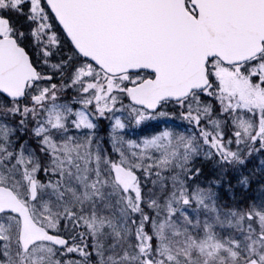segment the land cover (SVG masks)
Masks as SVG:
<instances>
[{
  "label": "snow or ice",
  "instance_id": "snow-or-ice-1",
  "mask_svg": "<svg viewBox=\"0 0 264 264\" xmlns=\"http://www.w3.org/2000/svg\"><path fill=\"white\" fill-rule=\"evenodd\" d=\"M249 13L264 0H0L29 68L0 86V187L50 218L37 256L0 207V264H264V39L170 75Z\"/></svg>",
  "mask_w": 264,
  "mask_h": 264
},
{
  "label": "water",
  "instance_id": "water-1",
  "mask_svg": "<svg viewBox=\"0 0 264 264\" xmlns=\"http://www.w3.org/2000/svg\"><path fill=\"white\" fill-rule=\"evenodd\" d=\"M70 2L71 0H64L65 4ZM77 38L79 39V33ZM259 39H264V21L259 20L255 13H249L244 20L235 22V26L224 33L219 43H207L196 37H188L173 65L171 78L191 83L195 74L197 79H202L204 55L220 51L222 47L229 53L224 58L236 59L239 54L253 46V41L258 44ZM21 54V50L16 48L10 39L0 41V86L12 87L29 72L26 62L21 60ZM123 175L124 170H120L117 179H121ZM6 206H13L21 211V236L25 241L39 239V242H48L45 231L37 228L30 216L25 214L14 193L10 189L0 187V207Z\"/></svg>",
  "mask_w": 264,
  "mask_h": 264
},
{
  "label": "flooded vegetation",
  "instance_id": "flooded-vegetation-1",
  "mask_svg": "<svg viewBox=\"0 0 264 264\" xmlns=\"http://www.w3.org/2000/svg\"><path fill=\"white\" fill-rule=\"evenodd\" d=\"M221 77L223 78V80H226L224 79V76L222 75V73H220ZM237 90H243L244 88V85L241 84L240 82L237 81V84L234 86ZM256 102L259 100V101H263L264 103V94H257L256 97ZM33 220L35 219V223L38 225V226H41V227H44L46 228V224L44 223L45 221H47V218H48V215L45 214L44 211H35V216L32 217ZM46 247V248H43V247ZM40 247H42L43 249H45L46 253H47V244H40ZM39 253H42L41 251ZM44 253V254H46Z\"/></svg>",
  "mask_w": 264,
  "mask_h": 264
},
{
  "label": "rangeland",
  "instance_id": "rangeland-1",
  "mask_svg": "<svg viewBox=\"0 0 264 264\" xmlns=\"http://www.w3.org/2000/svg\"><path fill=\"white\" fill-rule=\"evenodd\" d=\"M221 73H222V75L224 76V79H226V81H230V80H233V77H232V74L228 71V70H223V71H221ZM237 84V81H235L234 82V86ZM257 103H260V104H264L263 103V101H257ZM0 179H7V177L6 176H3V175H0ZM21 191H22V189H21ZM36 211H44V209H43V206H41V209H37ZM53 211H55L54 209H53ZM51 219L52 220H54L55 219V217L53 216V217H51ZM49 220V221H48ZM47 221L48 222H44L45 224H46V227H48L49 225H50V218H49V216H48V218H47ZM5 222H7V223H10V221H8V220H6ZM2 223L4 224V226H5V223H4V221H2ZM5 228H7V226H5ZM13 230V229H12ZM14 236H15V229H14ZM42 253H39V252H36V255L37 256H39V255H41Z\"/></svg>",
  "mask_w": 264,
  "mask_h": 264
}]
</instances>
